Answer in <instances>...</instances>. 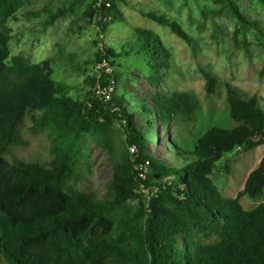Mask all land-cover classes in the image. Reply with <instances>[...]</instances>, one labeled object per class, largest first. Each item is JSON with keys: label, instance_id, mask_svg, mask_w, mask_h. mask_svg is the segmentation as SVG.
<instances>
[{"label": "trees", "instance_id": "obj_1", "mask_svg": "<svg viewBox=\"0 0 264 264\" xmlns=\"http://www.w3.org/2000/svg\"><path fill=\"white\" fill-rule=\"evenodd\" d=\"M23 1L0 0V22L15 19ZM229 3L243 29L257 27ZM119 4L128 0H93L100 34L106 19L120 15ZM48 13L46 26H51L64 11ZM145 15L194 45L175 19ZM135 36L152 70L159 73L169 65L172 54L157 33L136 28ZM11 39L10 33H0V264H264V203L246 209L241 202L244 196L255 199L264 193V156L234 198L223 195L214 180L225 154L264 145V108L258 96L227 86L233 126L212 125L193 143L184 136L168 138L165 152L154 154L145 126L139 127L116 92L108 101L63 96L64 84L35 78L23 60L7 66ZM111 57L116 53L106 45L97 52L100 62ZM204 77L213 94L217 77L209 71ZM112 80L116 87V73L103 72L91 82L103 89ZM154 102L155 108H145L146 129L157 140L155 120L166 129L175 119L193 124L200 107L191 92L161 93ZM37 109L44 113L33 116V122L54 127L66 140H77L112 119L125 121L127 144L137 153L129 161H115L105 199L86 189L88 178L72 147H55L49 161L16 156L15 147L26 145L21 128ZM144 188L158 190L149 199ZM131 201L137 204L133 211Z\"/></svg>", "mask_w": 264, "mask_h": 264}, {"label": "rangeland", "instance_id": "obj_2", "mask_svg": "<svg viewBox=\"0 0 264 264\" xmlns=\"http://www.w3.org/2000/svg\"><path fill=\"white\" fill-rule=\"evenodd\" d=\"M229 2L236 4L257 27L243 29L240 20L231 13ZM118 6L120 15L106 19L105 32L100 34L93 0H24L15 19L0 22V33L12 36L7 66L12 67L15 60L21 59L32 67L35 78L64 84L63 96L79 101L99 98L98 85H93L91 79L99 78L103 72H115V97L124 102L139 127L145 126L154 154L165 152L168 138L184 136L188 143H193L212 125L233 126L227 99L229 85L246 96H258L264 108V4L260 0H128V4ZM50 9L63 10L64 14L53 25L46 26ZM146 13L175 19L191 35L194 45H188ZM136 28L154 31L170 50L169 65L159 73L149 66V58L136 39ZM104 45L116 53L110 63L97 59V52ZM204 71L218 79L213 94L206 90ZM178 92H191L199 100L196 121L186 124L175 119L166 129L160 120H155L157 140L146 129L145 108H155L158 94ZM43 113L38 109L28 113L21 128L26 145L15 147L16 156L29 161H49L55 155V147H72L88 178L86 189L105 199L115 161H129L137 153L134 145L127 144L125 121L112 119L97 130L82 132L77 140H66L54 127L33 122V116ZM263 156L264 145L225 154L214 174L222 194L236 197ZM241 202L246 209H253L264 203V193L255 199L244 196ZM128 208L136 209V202H129ZM126 211L121 209L120 213Z\"/></svg>", "mask_w": 264, "mask_h": 264}, {"label": "built area", "instance_id": "obj_3", "mask_svg": "<svg viewBox=\"0 0 264 264\" xmlns=\"http://www.w3.org/2000/svg\"><path fill=\"white\" fill-rule=\"evenodd\" d=\"M108 71H110V69L108 68ZM98 92V95L99 96H102L103 98H105V100H111L114 93L116 92V87H115V83H114V80H112L109 85L105 86L103 89H98L97 90ZM147 190H148V193H147ZM150 190H153L151 191V194H149ZM157 188H153V189H147V188H144V192L147 193L149 199L151 197L152 194L156 193L157 192Z\"/></svg>", "mask_w": 264, "mask_h": 264}]
</instances>
